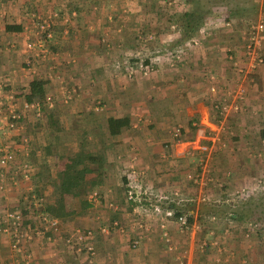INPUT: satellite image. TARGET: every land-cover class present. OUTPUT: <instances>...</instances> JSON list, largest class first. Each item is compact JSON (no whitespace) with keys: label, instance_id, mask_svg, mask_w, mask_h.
<instances>
[{"label":"crops","instance_id":"crops-1","mask_svg":"<svg viewBox=\"0 0 264 264\" xmlns=\"http://www.w3.org/2000/svg\"><path fill=\"white\" fill-rule=\"evenodd\" d=\"M163 6L162 0L161 4L158 0H0V84L7 83L5 90L11 91L1 115L14 104L22 116L20 129L1 138V143L16 153L18 163L30 165L31 176V181L9 186L0 195V211L21 210L28 188L42 197L43 207L53 206L70 158L84 153L101 160L99 169L97 164L90 165L94 170L91 179L96 175L97 180L102 171L100 183L90 189L91 180L85 182L79 198L87 202V209L57 219L56 232L41 228L43 236L26 245L32 256L30 264L245 263L240 259L248 257L250 247L236 251L231 238L225 252L202 255L195 219L194 229L181 234L175 218L142 213L124 197L120 171L134 166L143 174L146 186L167 196L177 195L183 201L181 206L196 217L207 187L220 180L227 189H239L261 170L249 147L257 142L254 123L261 120L255 116L263 100L257 87L245 90L237 112L229 110L219 118L215 111V100L227 99L241 78L228 70L230 56L226 61L215 55L217 47H223L222 41L204 44L206 53L197 50L174 68L159 59L149 76L136 71L128 77L117 67L139 50L148 58L149 48L178 44L180 35L164 21ZM34 8L41 18L57 14L51 21L54 39L48 52L36 57L25 49L28 37L31 42L38 40L27 13L35 12ZM237 52L230 53L241 62L242 51ZM206 70L215 76L212 84ZM34 80L46 82L45 99L50 97L53 103L45 106V99L40 101L39 119L31 107L39 101L27 102L24 96ZM244 106L250 110L247 115L242 112ZM110 118L125 120V127L116 135L110 134ZM175 130H179L176 137ZM196 175L210 179L211 186H195L190 177ZM92 193L98 199L92 200ZM176 207L166 204L171 210ZM76 229L92 232L83 246L94 247L93 257L66 243ZM136 240L138 247L133 249ZM0 264H22L4 235H0Z\"/></svg>","mask_w":264,"mask_h":264},{"label":"built area","instance_id":"built-area-1","mask_svg":"<svg viewBox=\"0 0 264 264\" xmlns=\"http://www.w3.org/2000/svg\"><path fill=\"white\" fill-rule=\"evenodd\" d=\"M57 14H52V17L41 18L36 17L35 15H30L32 19V24L36 22L34 27L35 35L37 36V42H31L30 37L27 39L25 46L26 51L35 52L33 57L37 55H45L48 52V44L53 39L52 33V20L56 18ZM252 32L247 42L246 50L244 52L243 58L249 63V70L247 73H244V69L241 66V62H234L233 66L238 69L239 74L249 75V72L264 63V59L257 52V47L262 40H264V21H258L257 24L252 26ZM33 41V40H32ZM195 40H192L194 42ZM197 44V42H194ZM189 45V44H185ZM177 46L171 49L163 48L160 50H155L153 52L155 55L151 58L149 57L148 63L143 62L142 60L135 61L132 64H128L124 68V71L128 77L132 76V73L135 74L138 71L142 76H148L154 71V65L161 58H164L166 64L170 67H173L177 62L181 61V53L184 52L186 46ZM184 48V50H183ZM177 65V64H176ZM30 66V65H28ZM213 80V79H212ZM212 84V81H211ZM212 87V91L215 89ZM236 90L234 92H229L227 99H221L219 102L215 100V111L218 114L219 118L227 114V112L239 110L237 103L244 101V92L240 84L236 85ZM9 100H12V97H9ZM231 103V104H230ZM52 100L50 97L45 99V106H52ZM100 105V104H99ZM2 106L0 105V195H4L9 186L20 187L21 182H28L31 179L30 176V165L27 163H18L16 153L11 150L8 146H3L1 143V137H8L10 133L17 132L20 129V120L22 118L21 114L17 112L14 108V104H11L7 108L4 116L1 115ZM34 109V116L36 119L41 118L42 110L40 103H34L31 105ZM97 110L101 106H96ZM174 137L179 135V130L174 131ZM26 138L22 139L23 144L26 143ZM220 143V140H219ZM121 176L124 179V191H125V200L128 203H136L137 208L145 214H154L156 218L161 219V217L171 218L174 217V212L166 208V204L171 202L176 206L180 207L183 203L182 200L178 199V196L173 194L172 196H167L161 192H155L148 186L143 183V174L137 170L134 166H128L121 171ZM201 175H196L190 177L194 185L200 187H206L212 184V181L209 179H201ZM25 194L22 196L21 200V210L11 212L10 210L0 211V235L6 236L10 240V250L14 256L18 257L21 260L22 264H30L32 261L31 254L27 251L26 245L30 244L34 237L43 236V230L46 229L47 232H56L59 229V221L55 218H50L42 210V197L38 194H35L31 188L25 190ZM240 197L249 196V192H242L239 194ZM91 199H98L97 193L91 194ZM183 206V205H182ZM30 219V220H29ZM34 221V222H33ZM36 222V223H35ZM43 225L40 227V225ZM177 229L181 234L190 232L193 228V225H190L187 221V215L181 214L176 218ZM42 228V229H41ZM104 231V230H103ZM91 231H82L76 229L74 233L68 237L67 244H73V247L79 252L85 251L88 254V257H93L95 255V250L93 246H83L85 239L91 238ZM138 241L132 243V248L138 247ZM217 242L210 243V245H215ZM207 246V243L204 241L201 248ZM182 264V262H181Z\"/></svg>","mask_w":264,"mask_h":264},{"label":"rangeland","instance_id":"rangeland-1","mask_svg":"<svg viewBox=\"0 0 264 264\" xmlns=\"http://www.w3.org/2000/svg\"><path fill=\"white\" fill-rule=\"evenodd\" d=\"M162 1L164 2L163 8L166 7V10L164 11V13H166L165 15H168L170 17L171 23L174 21L173 23L179 24V21L182 20L181 15L183 11H179L178 7H179V3L181 2L182 4H184L183 2L184 0L183 1L181 0V2H178V0L176 2H174L173 0H171L172 2H170L169 0H162ZM191 1H192L191 2L192 5L195 8H199V10H201L203 14H206V12H209V10L211 11L212 9H213L212 11L218 10L220 14H218L217 16H214V14L216 13L215 12V13H211L207 15L208 17H207L206 23L200 29V31L198 32V35L194 39H192V40H195L194 42H197V44H194L192 40H188L186 42H181L180 44H176L177 46L179 45L184 46L186 43L189 45H185L186 49L184 50L183 48L184 52L181 53V61L177 62L176 63L177 65L175 64L172 68L177 67L178 65L184 63V61L189 58V55L191 56L192 54H194V52H197V50L201 54L202 52L206 53L203 49L204 44L205 46L207 43L212 44L213 42L214 44L216 43L220 44L219 41H222V44H220V46L223 45V47L220 48L218 46L217 50H219V52H216L215 55L220 54L219 58L221 57L224 59L226 58V61H227L228 56L231 57L228 59L230 62L228 70L230 72H234L235 74L240 75L241 77L239 80L235 82V84L236 85L240 84L243 90L252 89L253 87L255 88L257 87L256 89L258 90V92H260L259 94L261 95V100L263 98L261 103L258 104V106L256 105L257 106L256 111L258 112H256L255 116L261 119V120H256V122L254 123L255 124L254 130L256 134L258 135L257 142L249 146L250 149L252 150V153L254 154L253 158L257 160L256 161L257 167L258 168L260 167L261 170L254 177H250L251 179L247 180L245 185L242 188L232 190V188L229 187L227 189V186L225 187L224 185H220L221 184L220 180L217 182V185L213 187L216 191H219L221 199H225L227 200V202H236L241 205L244 204V208L246 209V206H247L246 210H248L250 206L248 201L250 200H251L250 202H252L253 200L256 201L258 198H261V196L264 195V79H262L264 75V63L259 65L256 68H253L249 72V75L245 76L243 74H239L238 69L233 66V63L237 62V60L235 56H233V54L230 52L236 53V50H238L237 53L240 54L241 52L239 51H242V55H239V59H242L241 66L245 68L244 73H247V71L249 70V63L246 60H244L243 55L246 50V46L248 44L247 42H249V39L251 36L252 26L257 24L258 21H264V0H191ZM158 3L161 4V0H158ZM229 10H235L236 14L228 15ZM159 12L161 13V7H160ZM29 21L30 23L33 22L30 17H29ZM170 26H174V25H170ZM223 42H225V44H223ZM233 44L236 49L232 48ZM176 45L168 46L167 48L171 49V48L177 47ZM228 47L232 51H228L229 50ZM156 49H157V46L156 48H153V49L149 48L150 50L149 55L151 56V58L155 55L153 52H155ZM160 49L158 47L157 50H160ZM260 50L264 51V40H262L257 47V52L259 54H260ZM195 56H197V54ZM161 59H164V58H161ZM165 64H166V61H165ZM126 66H129L127 64V61L125 63L122 62L121 65H118L117 67H119L121 70H124ZM155 67L156 65H154V70H155ZM205 73L207 74L206 76L209 82L211 83L212 79H215V76L212 74V72H211L212 75L209 74L208 71ZM258 76H260V79L255 80L256 77ZM5 87H8L7 83H5V85L0 84V105L3 104L4 100L7 98L6 94L8 95V93L11 92V91L5 90ZM2 95L4 96L2 97ZM96 106H101V104L100 105L98 104ZM245 110L243 109L242 112L244 114L246 113L247 115L248 111L250 110L248 109L246 111ZM259 110L261 111L260 113H259ZM252 131L253 130L251 129V132ZM12 134L13 133H10L9 136H11ZM258 139H259V142H258ZM125 168L126 167H122L121 169L124 170ZM242 190L245 192L246 191L249 192V196L240 197L239 194L242 192ZM201 200L202 201H200V203L203 202L204 200H207V198L202 197ZM255 208L256 207H254V209ZM255 210L257 211V209ZM220 211L222 212H219V213L223 214L224 212L228 211V209L226 207V208L220 209ZM211 221L215 222L214 227L216 228V230L214 231L217 234L215 235V232L213 230L212 231L210 230L203 236L201 237L199 236L202 241L200 244V247L203 245L204 241L208 243V240L211 239L209 243H213L215 241L217 242L215 245H210L211 247L215 249L214 253H216L218 250L219 251L221 250V253H223L225 252L224 250H226L227 248L226 244L228 243V240L232 238V241L235 242L234 246H235L236 251L244 252L246 247L248 248L250 247V249L247 251L248 257H245V258L240 257L241 258L240 261L242 260V262L243 261L245 262L241 264H264V235L263 234H262L263 236L260 237L256 234V231L248 232V228H250L248 224L240 223L237 225H233L232 227L231 225H228L225 221L221 219L217 221H215V219H212ZM245 221H248V220H245ZM197 249H200V248H197Z\"/></svg>","mask_w":264,"mask_h":264},{"label":"trees","instance_id":"trees-1","mask_svg":"<svg viewBox=\"0 0 264 264\" xmlns=\"http://www.w3.org/2000/svg\"><path fill=\"white\" fill-rule=\"evenodd\" d=\"M169 1L172 2L171 0ZM173 1L176 2L177 0H173ZM178 2H181V0H178ZM183 2L184 4H182L181 2L179 3V7H178L179 11H183L181 15L182 20L179 21V24L173 23L174 21L171 23L170 17L168 15H165V19H164V21L167 24H169V28L177 31L178 34L180 35V38L177 41L178 44H180L181 42H186L188 40L194 39L198 35L200 29L206 23L208 17L207 15L215 12L216 13L214 14V16L220 14L218 10L212 11L213 9L211 11L209 10V12H206V14H203L201 10H199V8H195L192 5L191 0H184ZM33 10L35 12L30 13L31 10L27 12L29 13V17L32 14L35 15L36 17H40L37 9L34 8ZM231 14H236L235 10H229L228 15ZM36 22L38 23V21H35V23L33 24L34 26L36 25ZM170 25H174V26H170ZM6 29L10 30L11 28L8 26ZM52 33L54 39L53 29H52ZM167 47L168 46H163L161 49ZM260 54L264 59V51L260 50ZM133 56L134 57L131 60L127 61V64H130L129 62H135L138 60H142L145 63H148L149 61L148 60L149 57L148 58L143 57L142 51L135 52ZM45 83L46 82L39 80H34L33 82H31L28 86L29 93L26 95L24 94L25 101L27 102L39 101V103L40 101H43L45 99V93H44ZM125 125H126L125 120L122 119L110 118L108 120V127L111 135L118 134L120 129L122 127H125ZM92 164L99 165L97 166L99 169V167H101L100 157L84 154V153H78L67 161L66 166L61 175L58 200L54 203L53 206H47L42 208L45 214H47L50 217L61 220V219H68L78 214L79 212L87 209L88 207L87 202H85L84 200L83 201L79 200L82 192H85V188H84L85 182L91 180L89 184H90V189H92L95 185L100 183V174L102 172L99 171L100 173L97 176V180H95L96 175L94 179H91L92 177L91 173H93L94 171L90 168V165ZM210 188L213 187L211 186L209 188L207 187L206 189L204 188L205 189L204 194L206 195L204 198H207V200L201 202L196 217H194L193 212L190 213L186 210V208L180 206V207H176L177 209L172 210L174 212L173 218L176 219L181 214H186L187 221L190 225H192V221L193 219H195L199 227L198 237L203 236L210 230L211 231L216 230V228L214 227L215 222L211 221L212 219H215V221L221 219L225 221L228 225H231L232 227L233 225H237L240 223L248 224V226H250V228H248V232L256 231V234L260 237L264 235V195H262L261 198H258L256 201L255 200H253L252 202H250L251 200L248 201L250 206L249 209L246 210L247 206L245 209L244 204L241 205L236 202H227V200L220 198L221 196L219 194V191H213V190L209 191ZM211 192L213 194H211ZM226 207L228 211L224 212L223 214L219 213L222 212L220 211V209ZM254 207H256L255 209H257V211L254 209ZM216 234L217 233L215 232V235ZM210 240H208L207 246L202 249V253H203L202 255L204 254L207 255L208 253H214L215 249L210 246L209 243Z\"/></svg>","mask_w":264,"mask_h":264}]
</instances>
